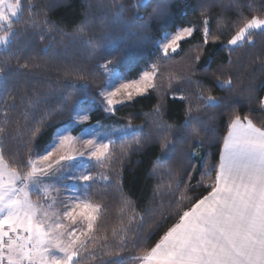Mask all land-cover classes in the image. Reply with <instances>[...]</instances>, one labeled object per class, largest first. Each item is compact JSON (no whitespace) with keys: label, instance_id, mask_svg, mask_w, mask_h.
Listing matches in <instances>:
<instances>
[{"label":"trees","instance_id":"trees-1","mask_svg":"<svg viewBox=\"0 0 264 264\" xmlns=\"http://www.w3.org/2000/svg\"><path fill=\"white\" fill-rule=\"evenodd\" d=\"M28 2L23 0L25 6ZM123 2L125 11L117 22L107 7L110 0H31L36 10L33 15L39 21L44 19L46 11L50 25L38 23L25 33V21L29 19V12L25 11L23 18L14 24L18 37L10 46V52L0 49V67L6 73L0 79L7 81L9 90L17 98L7 125L3 123V105L0 104V127L7 130L0 147L10 163L26 159L30 129L45 117V113H50L41 134L31 142L32 154H40L57 131L72 121L76 106L91 109L85 124L100 121L108 125L137 126L135 131L148 138L144 149L136 152L133 146V150L122 155L133 136L123 135L113 140L112 158L103 167L98 164L92 167L93 171L110 179L98 176L90 182L91 187L86 186L87 196L105 205L98 235L109 236L110 249L114 243L111 230L121 227L122 220L127 226L129 217H134L127 232V250L120 258L124 264H136L139 260L135 257L153 247L178 220L179 213L211 190L207 187L211 180L207 177L202 180L204 165H218L230 113L248 115L258 125L264 121V113L255 103L264 94L260 87L264 82V67L258 59H264V36H254L253 44H225L235 33L240 16L260 14L264 10V0H239V9L227 7L230 0H145L147 6L139 10L131 7L132 0ZM157 5L163 7V15L149 19ZM205 7L207 12H204ZM137 11L143 19L133 21ZM205 16L211 30L207 44L203 43L202 32ZM82 23L86 25V33L80 38L75 31ZM49 26L52 30L46 31ZM184 26L194 27L193 35L181 42L177 53L164 58L157 41L166 31ZM197 48L201 49L200 60L194 61ZM108 60L112 61L111 67L129 79L137 77L148 64L158 63L160 72L154 81L156 87L132 102L116 105L112 113L105 112L104 99L99 95L105 77L100 65ZM25 61L30 68L18 69L17 62ZM189 64L192 65L191 73ZM217 77L231 78V88L221 86ZM198 85L206 94L221 101L219 107H202L199 113H193L199 117L196 127L200 129L204 146L192 140V147H188L185 142L183 151H178L174 158L158 161L161 152L157 125L161 122L176 128L183 125L189 102L203 105V101L196 99ZM250 89L254 91L251 104L247 99ZM25 92L32 101H39L35 107L20 102ZM158 105L162 108L160 116L154 111ZM206 126H214L215 132L207 131ZM79 128L81 125L73 131ZM192 148L198 150L199 155H190ZM154 166L160 169V174L153 175ZM188 172H191L190 180ZM214 175L212 173L213 179ZM177 181H183L179 188ZM125 198L130 203L122 212ZM108 259L105 257L104 264ZM91 264H101V261Z\"/></svg>","mask_w":264,"mask_h":264},{"label":"snow or ice","instance_id":"snow-or-ice-1","mask_svg":"<svg viewBox=\"0 0 264 264\" xmlns=\"http://www.w3.org/2000/svg\"><path fill=\"white\" fill-rule=\"evenodd\" d=\"M146 6L143 0H132L131 3V7L136 10ZM107 7L113 12L116 21L120 22L125 11L123 0H110ZM227 7L239 9V0H230ZM248 7L251 9L252 6ZM207 10L205 7L204 12ZM25 11L29 12V19L25 21V33L28 28L36 27L38 23L50 25L46 11L44 19L39 21L33 15L36 10L31 0L27 6L23 0H0V31H3L0 35V49L3 51L10 52V46L17 41L18 33L14 24L23 18ZM162 15L163 7L157 5L149 19ZM141 19L143 18L138 11L132 17L133 21ZM208 24L209 19L205 16L202 29L204 44L208 43L211 35ZM127 26L130 28L131 24ZM51 30V26L46 28V31ZM193 32L194 27H183L168 34L160 44L163 57L168 58L170 53H177L181 42L191 37ZM85 33L86 25L82 23L76 29L75 35L82 38ZM258 34L264 36V10L250 17L241 15L240 23L227 44H253L254 36ZM40 39H44L43 35ZM195 51L197 54L194 61H199L201 49L197 48ZM258 59L264 67V59ZM111 63L108 60L100 67L108 72ZM17 68L26 70L30 65L27 61L17 62ZM191 70L192 65L189 64L190 73ZM158 72V63H152L139 79L129 80L114 73L108 87L99 93L104 98V111L112 113L116 105L132 102L135 97L154 89ZM5 75L4 68L0 67V76ZM217 82L229 88L233 84L231 78L217 77ZM260 87L264 89V82ZM253 96L254 91L250 89L247 97L250 104ZM16 99L9 90L7 81L0 79V104L3 105L4 125L9 123V112L16 107ZM19 99L29 107H35L39 103L28 98L26 92ZM196 99L203 101V105H193L190 101L184 114L185 122L179 128L163 122L157 125L161 152L157 157L158 161L174 158L178 151H183L185 142H188V147H192V140L200 147L204 146L200 129L196 127L199 117L193 116V113H199L202 107H219L221 101L206 94V90L199 85ZM255 103L261 113H264V97H259ZM73 111L76 113L75 122L89 119L88 111L77 108H73ZM154 111L160 116L161 106L158 105ZM50 115L45 113V117L30 129L26 145L29 154L26 159L15 164L10 163L3 147H0V264H91L95 260L104 264L105 257L109 258L107 264H124L120 257L127 250V232L134 217H129L127 226L122 220L121 227L111 230L114 243L110 249L109 236L98 235L105 205L76 191H69L58 203V197L67 189L57 187L54 182L75 167L73 162L78 157L95 160L103 167L113 156L110 146L114 145V141L99 139L98 131L88 133L89 138L85 139L72 136L67 129L58 130L50 150L33 155L31 142L41 134L46 124L45 118ZM24 118L27 120L28 115L25 114ZM132 129L131 124L124 129V134L132 135L133 140L125 146L122 155L133 150V146L134 151L140 152L148 143V138ZM206 130L215 132L214 126H206ZM6 135V127H0V141ZM78 144L82 147H77ZM190 155L199 153L192 148ZM204 167L202 180L205 177L211 180L207 185L211 190L207 195L196 199L187 210L179 213L178 220L163 233L153 247L144 251L143 255L135 257L141 264H264V121L258 125L248 115L241 116L235 111L230 113L219 163L211 166L206 164ZM212 173L215 174L214 179ZM158 174L160 169L154 166L153 175ZM187 176L190 180L191 172ZM68 178L84 182L87 187H91L90 182L95 180L87 167ZM100 179L109 180L110 177L101 174ZM182 183L183 181H177V187ZM33 194L37 195V199H32ZM183 199L184 196L181 195V200ZM129 203L126 198L123 200L122 212Z\"/></svg>","mask_w":264,"mask_h":264},{"label":"rangeland","instance_id":"rangeland-1","mask_svg":"<svg viewBox=\"0 0 264 264\" xmlns=\"http://www.w3.org/2000/svg\"><path fill=\"white\" fill-rule=\"evenodd\" d=\"M144 1L145 0H143V2ZM184 27H192V26H184ZM180 28H183V27H177L174 30L166 31L165 33H163L162 36L160 37V39L157 41L158 48L160 49V44L165 40V38H166V36L168 34H173V33H175V31H177ZM2 34H3V31H0V35H2ZM231 36L226 40L225 44H227V41L231 38ZM151 64L152 63H150L146 67H144L141 70V72L138 74L137 77L131 78V79H139L141 74L143 73V71L148 70L149 66ZM104 73H105L104 84L100 88V90H99L100 92L102 90H105L108 87L109 81L112 79V75L114 73L115 74H119V76L122 77V78H125L116 68H113L110 65H109V71L105 72V70H104ZM126 79H129V78H126ZM131 79H129V80H131ZM75 108H77L79 110H82V111H88V114H89V112L91 110V109L83 108L81 106H76ZM75 115H76V113L73 111V119H72V121L68 125H66L65 128L61 129L60 131H63L65 129H67L68 132L72 136L78 137V138L79 137H83V138L87 139V138H89L88 137V133H91L93 131H98L99 134H100L99 137H98L99 139H103L105 141H107V139L115 140V139L125 135L124 134V129L126 128L127 125H129V124H127V125H108V124H103L100 121L89 123V124H85V122H87L89 119L87 121H83V122L77 123V122H75V119H74ZM79 125H81V128L77 129L76 131H73ZM132 126H133L132 130H136L137 129V126H134V125H132ZM132 130H129V131H132ZM53 143H54V137H53V140L51 141V143L48 145V147L43 152H41L40 154H43L44 152L50 150V148L52 147ZM77 147H82V146L78 144ZM197 152H198V150H197ZM73 163L75 165L74 168H72L68 172H66L62 177L59 178L58 181H54L56 183L57 187H60L62 189H67V191H63L61 196L58 197V203H59L60 199H63L64 196L68 195L69 191H76V192L84 193V194L87 195V193H86V185L84 184V182L70 180L68 178L69 176L79 174V172L84 170L85 167H87L88 172L90 174H92L95 178L101 175L100 172L93 171L92 167L97 165L95 160H90L87 157H78ZM32 199L33 200L37 199V195L33 194L32 195Z\"/></svg>","mask_w":264,"mask_h":264},{"label":"crops","instance_id":"crops-1","mask_svg":"<svg viewBox=\"0 0 264 264\" xmlns=\"http://www.w3.org/2000/svg\"><path fill=\"white\" fill-rule=\"evenodd\" d=\"M263 97H264V94H263ZM221 150H222V148H221ZM205 195H207V194H205ZM136 264H141V261H138Z\"/></svg>","mask_w":264,"mask_h":264}]
</instances>
